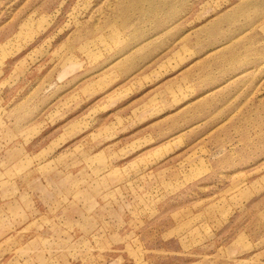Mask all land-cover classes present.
<instances>
[{"label":"rangeland","instance_id":"rangeland-1","mask_svg":"<svg viewBox=\"0 0 264 264\" xmlns=\"http://www.w3.org/2000/svg\"><path fill=\"white\" fill-rule=\"evenodd\" d=\"M0 264H264V0H0Z\"/></svg>","mask_w":264,"mask_h":264}]
</instances>
